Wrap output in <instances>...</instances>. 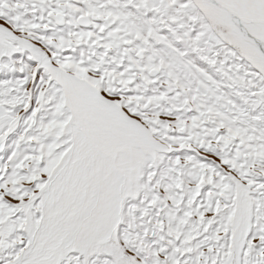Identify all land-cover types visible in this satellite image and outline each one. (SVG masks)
Listing matches in <instances>:
<instances>
[{"label": "snow or ice", "instance_id": "6c2138e0", "mask_svg": "<svg viewBox=\"0 0 264 264\" xmlns=\"http://www.w3.org/2000/svg\"><path fill=\"white\" fill-rule=\"evenodd\" d=\"M0 264H264V0H0Z\"/></svg>", "mask_w": 264, "mask_h": 264}]
</instances>
